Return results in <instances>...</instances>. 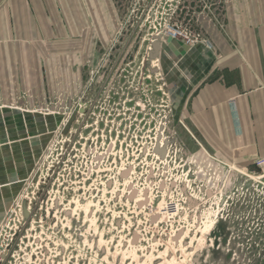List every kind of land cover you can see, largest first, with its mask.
<instances>
[{
    "label": "rangeland",
    "instance_id": "374dc122",
    "mask_svg": "<svg viewBox=\"0 0 264 264\" xmlns=\"http://www.w3.org/2000/svg\"><path fill=\"white\" fill-rule=\"evenodd\" d=\"M109 3L108 26L95 2L68 22L106 38L76 54L69 37L42 99L7 107L40 133L0 139V264H264V170L211 165L173 116L226 1Z\"/></svg>",
    "mask_w": 264,
    "mask_h": 264
},
{
    "label": "crops",
    "instance_id": "0c3cea01",
    "mask_svg": "<svg viewBox=\"0 0 264 264\" xmlns=\"http://www.w3.org/2000/svg\"><path fill=\"white\" fill-rule=\"evenodd\" d=\"M225 1L226 38L216 34L215 48L199 52L202 67L173 116L211 165L251 172L264 158V0ZM94 2L96 22L105 27L113 16L109 0H0V139L5 132L18 139L40 133L38 117L7 107L29 109L42 99L51 87L48 72L67 66L69 37L76 54L89 53L94 37L106 38L102 25L98 32L89 25L69 31V20L93 22ZM103 3L109 13L101 17ZM2 117H12L14 126L5 129Z\"/></svg>",
    "mask_w": 264,
    "mask_h": 264
},
{
    "label": "built area",
    "instance_id": "2783aa9c",
    "mask_svg": "<svg viewBox=\"0 0 264 264\" xmlns=\"http://www.w3.org/2000/svg\"><path fill=\"white\" fill-rule=\"evenodd\" d=\"M179 34L175 31V30H173V29H171V30H169L168 32H167V34H166V36L167 37H169V38H171V39H174V38H176L177 36H178ZM233 102L231 101L230 102V106H231V109L233 110ZM254 167L256 168V169H259V170H261V171H263L264 170V158H259L258 160H256L255 161V163H254ZM174 212H176V207H168V208H166L164 211H163V213L161 214V217H162V215L164 216V217H166V216H168V215H172Z\"/></svg>",
    "mask_w": 264,
    "mask_h": 264
},
{
    "label": "water",
    "instance_id": "95a60500",
    "mask_svg": "<svg viewBox=\"0 0 264 264\" xmlns=\"http://www.w3.org/2000/svg\"><path fill=\"white\" fill-rule=\"evenodd\" d=\"M171 41V38L167 39V42L169 43ZM155 49H157V46L155 47Z\"/></svg>",
    "mask_w": 264,
    "mask_h": 264
}]
</instances>
